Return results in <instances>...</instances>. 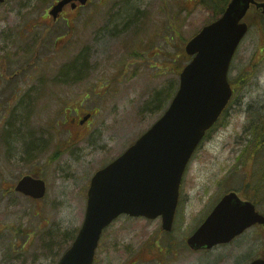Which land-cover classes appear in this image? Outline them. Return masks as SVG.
<instances>
[{
    "label": "rangeland",
    "instance_id": "rangeland-1",
    "mask_svg": "<svg viewBox=\"0 0 264 264\" xmlns=\"http://www.w3.org/2000/svg\"><path fill=\"white\" fill-rule=\"evenodd\" d=\"M56 1L0 5V264H58L84 221L93 174L163 115L190 59L184 58L187 40L217 19L215 7H221L219 0H90L66 16L77 21L72 42L63 47L49 34L50 49L38 55ZM249 20L229 71L234 95L189 165L173 232L162 231L161 218L122 215L104 230L95 264H128L134 257L137 264H249L264 253V225L209 251L193 252L186 243L225 193L244 195L252 169L242 153L253 125L264 120V19ZM4 68L10 75L25 68L56 99H41L26 122L25 105L14 96L25 73L8 80ZM68 104L93 114L84 136H59ZM45 142L46 150L26 149ZM61 142H68L64 152H58ZM24 174L47 182L44 198L15 190ZM259 209L264 213V204Z\"/></svg>",
    "mask_w": 264,
    "mask_h": 264
},
{
    "label": "water",
    "instance_id": "water-1",
    "mask_svg": "<svg viewBox=\"0 0 264 264\" xmlns=\"http://www.w3.org/2000/svg\"><path fill=\"white\" fill-rule=\"evenodd\" d=\"M72 1L60 0L51 13L57 17ZM252 5L263 8L264 14V2L231 0L220 18L205 25L187 42L186 52L193 58L180 74L179 89L169 108L123 154L94 174L84 222L58 264H94L103 230L121 214L161 216L163 228L172 229L187 164L233 95L228 71L249 29L246 19ZM16 190L41 198L46 193V183L26 175ZM255 223L264 224V215L251 201L231 191L187 243L195 249L213 247L232 240ZM250 264H264V258Z\"/></svg>",
    "mask_w": 264,
    "mask_h": 264
},
{
    "label": "flooded vegetation",
    "instance_id": "flooded-vegetation-1",
    "mask_svg": "<svg viewBox=\"0 0 264 264\" xmlns=\"http://www.w3.org/2000/svg\"><path fill=\"white\" fill-rule=\"evenodd\" d=\"M80 7H82V5L78 4L76 7H73L72 6V3H69L57 15V17L52 16L51 11L50 10L48 11L49 12L48 14H49V17H51V20L46 21V23L48 24V28H47V30L44 33L45 34L44 37L40 40L41 42H40L39 48L37 50V54L38 55L40 54V51L41 50L43 52H46L47 50L50 49L49 45L47 43H45V41H47V36L49 34L54 33V35L57 36V39H58L57 42H61V41L64 42L63 45H62L63 47H65L67 45V42H69L70 40L72 42V39L74 38L73 37V35H74V29H75V27H74L75 25L74 24L77 23V21L70 20V18H66V16L69 17V12H77V11H79ZM60 18H64V21H59ZM63 47H61V48H63ZM83 55L84 54L80 53L78 55V57L76 58V61H78L79 59H81V57L83 58ZM74 63L75 62H72L69 65V68H68V70H66V73L67 72L70 73V71H71V69H70L71 67L70 66L75 65ZM2 66H5V65H2ZM6 72H7L6 71V68L2 69V74L1 75L7 77L8 80H11L13 78L18 77V74L21 73V72L25 73V74L22 75V78H23L22 82H24V83H23V85H19L16 88L17 95H14V96L17 99H20V104L22 106L25 105L24 106L25 108L23 110V113L24 114H22V116L25 117L23 119H25L26 122H30V119L33 117L32 116L33 115V112H34L35 108L38 107L39 101L41 99H43L44 97H46V98L49 97L52 100L56 99L55 95H53V94L51 95V92L49 90L50 88H48L47 86H45L43 84V82H46V81H42V80H39L38 79V82L40 83V85H42L41 87H39L37 85V80L32 79V78H28L29 75L27 74V70H25V68H22L20 70H17L12 75L6 74ZM79 73H80V71L77 74H79ZM77 76H80V75H77ZM77 79H78V81H80L81 79L83 80V78L81 76L78 77ZM32 81H35L34 84H30V82H32ZM63 82H66V81L64 80ZM47 105H49L48 102H47ZM66 108L68 110L65 113L66 114V117H65L66 126L62 128V130H63L62 133L61 132H58L59 136H72V137H75V136H78V137L84 136L83 135L84 134V131L87 129V127L91 123V120H92L91 118H92L93 114L92 113H89V112L85 114L84 110H82V108H83L82 107V104H76V105L68 104L66 106ZM72 108L75 109V114L71 113V109ZM27 111H30L31 112L30 113V116H27L26 115V112ZM67 144H68V142H61L60 145H59L60 149L58 150V152H64V150L67 148ZM35 146L37 148V144ZM42 147H44V148H42ZM42 147L35 150V149L32 148V146H31V148L28 146V147H26V149H27V151H30V152H37V151H39L41 149L42 150H44V149L46 150V149H48V148H46L47 147V143L45 145H43ZM33 156H36V154H34ZM30 175H32V174H30ZM32 176L37 177V178L39 177L37 175H32ZM39 178H42L41 175H40ZM46 184H47V182H46ZM33 199H35V198H33ZM35 200L38 201L40 199L36 198ZM255 226H257V225H255ZM255 226H253V227H255ZM237 238L238 237H236L235 239H233L231 242L235 241ZM220 245H223V244H220ZM220 245H217V246H220ZM213 248H211V249H213ZM211 249L203 248V249L198 250V251H203V250L204 251H209ZM139 260H140V258L139 259H136L134 257L133 259H131L129 261L128 264H137L139 262ZM142 264H144V263H142Z\"/></svg>",
    "mask_w": 264,
    "mask_h": 264
},
{
    "label": "trees",
    "instance_id": "trees-1",
    "mask_svg": "<svg viewBox=\"0 0 264 264\" xmlns=\"http://www.w3.org/2000/svg\"><path fill=\"white\" fill-rule=\"evenodd\" d=\"M222 3L220 4V2ZM216 1V15H221L227 7L230 0ZM189 59L184 53V58ZM252 140L246 144L242 157H245V163L251 162L252 169L244 177L243 190L244 196L253 200L257 205L264 204V120L261 123L254 124L251 131ZM262 147V149H261Z\"/></svg>",
    "mask_w": 264,
    "mask_h": 264
}]
</instances>
